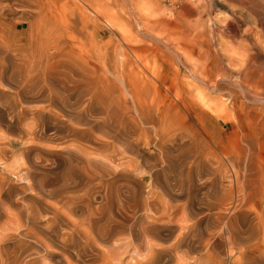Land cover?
Masks as SVG:
<instances>
[{
	"label": "rangeland",
	"instance_id": "374dc122",
	"mask_svg": "<svg viewBox=\"0 0 264 264\" xmlns=\"http://www.w3.org/2000/svg\"><path fill=\"white\" fill-rule=\"evenodd\" d=\"M43 1L45 2L47 8L44 10V12L42 11L43 12L42 14H41V9L36 5V3L30 2L29 0H16V1L15 0H2L0 1V4H1L0 7L3 6V8L1 9V12H2L1 14H3L4 12V14L1 15L0 17V61H1V64H0V183H1L0 187L3 188V191H2L3 193L0 192V232L4 231L5 225H8V227L6 226L7 228L5 227L6 231H4V233L1 235H3V238H6L8 234L13 237V240H12L10 236L11 241L7 240V238L4 241L3 247H2L3 249H0V251L2 250L0 253L3 254L2 257L0 254L1 258H4V259L7 258L9 256L8 252L13 251L14 249L13 247H15L14 245L20 244L19 242H21L23 245V246L21 245L23 251L20 250L16 252L18 253L21 252V254H19L18 257L19 256L22 257V255L26 257L25 259L27 260H24L23 262L25 261L32 262L31 260L35 259L37 263L44 264L47 262L49 263V260H50L49 258H43V255H41L43 253H40V254L37 253L36 255H33L32 253L35 254L34 251L39 252L40 247L36 243H34V241H32L30 238H26L23 235H21V229L19 228L14 229L13 226L17 227V225L14 224L15 222H12L9 224L7 223V220H8L7 215L9 214V212L11 213V215L9 214L11 217L18 216V217L23 218V214H21V212H23L29 205H30L29 207L33 208L34 206V209L40 211V215H42V217L45 216L44 218L40 216V219H39L40 224L43 222L41 221V219L45 220L47 217L52 216L51 211H52V207L54 206L51 205L50 203H53L54 200L53 201L50 200L51 202L48 203L49 205L52 206V207L50 206L51 208L49 207L48 209V210L51 209L50 212L48 210L47 212H44L43 210H45V208L48 207L47 206L48 204L46 203V205H44L42 208V205L44 204L42 200L43 198L46 199L45 198L46 196H42V195L39 196L35 194L34 191H30V190L25 191L23 189V191H21L22 188L19 189L20 187H18V185L20 186V184L22 185L23 183H20L16 180V178L14 177V173L18 171V169L22 165L30 163L31 161L28 162L29 159L35 160L36 158H40V160L36 159L38 161V165L41 167L40 168L38 166V172H41L39 171V168L40 170L45 168L46 169V171L44 170L45 173L49 172L48 173L49 177L48 176L47 177L49 179H52L53 177V180L55 181L59 180L61 177L60 175L63 174L62 172H64V169H65L63 167L67 164V160L69 157L68 153L70 152H72V154L74 152H79V153L81 152V154L79 153H76V154L79 156L82 155L86 159L87 158L92 159L91 160L92 164H93V161H95L97 164V162L98 161L100 162L101 160L103 162H106L110 167L113 166L112 168L114 169L116 168V170L125 168L123 172L128 171L129 174H126V175L127 176L131 175V176L129 177L120 176L121 178L117 177L118 179L115 182V187L121 190V192L119 191L117 193L119 194L117 197H119L120 199L118 198L119 199L118 200L116 198V200L120 204L122 203L123 205H120L116 201L114 202L115 207L113 206L114 207L113 213L114 212L116 213V214L114 213L116 218L123 220L124 222H127L128 219L130 218L129 215L131 214L132 208L134 206L133 204L135 203L137 204L138 202L139 203L141 202L140 204L143 207V205H145V203H147L149 199L150 200L153 199L154 198L153 196L157 193L158 194L160 193V195L161 194L162 195H161V198H160V195H159V199L157 198L159 201H157L156 206H154L156 207L155 209H157L158 202H161V201L163 202L164 200L165 203L163 204L167 203V208L173 207L174 210H176V212L174 211L173 216H172L173 220H175L176 222L173 220L172 222H175L176 224L179 223L178 222L179 218H181L183 214L185 215V216L183 215V217H186V214H185L186 210L183 209V207H185L184 205H186V200H184L185 198H183L184 196L182 197L179 196V198L175 197L176 198L175 200L172 197H170V195L164 194V192L161 191L160 185L157 184L159 180L155 179L154 174H152V173H157V172L159 173L160 179L162 178L159 181V184L164 182L163 178H166L165 176H167V179L170 180L171 183H174V181L175 183L182 182V180L179 179L182 177V175L179 176V178H177V174H175L177 167H179L178 169H180L181 167L182 168L184 167L183 169H185L186 167L188 168V166H191L192 168H197L198 170L195 169L196 171H199L201 169L203 170L205 168H211V166L213 168H216L219 166L218 168L221 170L230 171L228 174H226L228 176L224 174L225 175L223 176L224 178L216 175L219 179L222 178L221 180L217 179V177L215 176V180H216L215 185L219 184V186L220 184H223V182L227 186H230L231 183L229 181H231L232 184H234L235 182L234 174L236 171H238L239 169L242 170V168L245 166L246 167L243 169L252 168L253 170H256V172H258L257 177H256V179L258 180V181L256 180V183L258 184L256 185H257V188L259 187L258 189L262 190V191L260 190L261 197L262 199H264V114H263L264 110L260 109L261 107L259 108L254 107L253 104H250L251 102L246 101L242 93L239 91L235 94L234 96L235 99H234L231 95H229V92L227 93V91L225 90H221L220 92L213 90L212 92L210 91V88L207 87L206 89L205 85L202 87L203 85L202 83H200L195 78L189 77L186 74L183 66L176 60L177 57L173 56V54L175 53L174 52L172 53V51L170 52L167 49V46H169L173 48L174 50H176L177 54L178 53L179 55L189 54V55H192V57H194L195 59L196 58L202 59L204 58V56L208 57V56L216 54V55H219V57L222 59L224 63L227 62L228 55H235L237 61L241 62L242 56H244L248 52L249 47H251L253 43L259 44L256 47L259 48L264 54V0H179L178 4L172 3L171 5L168 4L167 0H92L93 6H91V4L81 3L78 0H43ZM75 6H79L80 11L84 14V17H86L87 19L94 16L93 11L96 10L95 8H97V12H98L97 18L99 19L101 23L100 27H101L102 32H100L98 38H95L94 36L89 35L91 28L88 30L86 29L83 32L75 31L74 33L67 35L66 40L64 39L63 41H65V45L67 44L69 46L66 48L67 56L70 58V60H72V64H75V65H72L73 68L71 66L70 68L71 70L60 68L58 71L57 70L54 71L53 73H51V75L53 74V76H51L50 80H52L51 82L54 81L52 84L54 86L56 85L55 87H57L62 92L61 95H63L64 93L65 97H67L66 94L68 95L70 93L69 90L72 89L69 87L77 86V82L75 80L77 76L74 75V72H72V70L75 71L76 73L77 70L75 68L80 66V64H82L83 62H85L83 64H87L85 68L86 70L87 69L90 70L89 71L90 73L92 72L93 74L95 70L97 72L99 71L98 73L95 72L96 73L95 76L96 77L98 76L97 77L98 81L100 80L99 82H101L99 83V86H100L99 91L105 92L103 93V96L107 94L110 96V98L114 95L112 98L114 99V101H112L110 98L109 99L115 103V104L113 103L115 106L116 105L118 106L117 110L119 111H117V114L120 116L118 120L119 119L128 120L131 126V130L133 128L132 131L130 130L131 138L127 137L131 140L133 139L132 141L137 146V147H134L133 152L127 149V146L125 144L118 143L117 141H113L112 142L113 144L109 143L110 144L109 146H104L101 143V141L105 140V135L104 133L96 129H91L87 133L84 132L86 135H84V133L83 134L77 133V135L73 134L74 137H69V136H72V133L71 132L68 133L67 129L63 127H65L68 122L69 124L75 123L76 119L70 116H66L64 115V113H60V111L56 110L55 109L56 107L54 106L52 110L54 109L56 110V112H59L58 113V115L60 116V117L58 116L59 119L57 118L58 119L57 120V119H52L53 117H49L51 118L50 119L51 121H50L48 120L49 118L46 116L43 119H41L45 121L46 125L43 124L44 122L40 121L37 115L34 113V109L42 106L45 103H43V101L40 100V97H38V95L35 94V92L31 91V93H33V96H34L33 97L30 92L27 93L29 95L28 96L26 93L19 92L16 90V88H14L15 84H20V80L22 78L20 72L22 73L23 64L29 58H31L32 55H37L38 53H42L43 56L46 55L48 57L50 55H53L57 57L59 55H63L64 53L62 50L55 51L54 49H52L53 48L52 42L56 39L57 32L55 33L51 31L52 30L51 27H49L46 24H43L45 23V21L47 22V19L45 17H42V15H45L47 17L55 16L56 24L58 26H62L66 22H68V20H70L71 18L75 16L76 12L74 13L72 12ZM40 17L43 18L42 20L44 22L41 20ZM38 21H40V25ZM40 38H42V40ZM139 40L146 41V44L139 43L138 42ZM153 43H157V45ZM169 54H172V56L174 57V59L171 60V63L173 64L170 63L171 64L169 65L170 67L168 66L167 61L165 60V58L169 56ZM73 60L75 61L74 63H73ZM76 62L78 64H76ZM172 65H176L177 68L175 69V66L173 67ZM94 66H96L97 68L95 67V69H92ZM166 69L170 71L171 75L174 72H176L177 69H179L180 73L183 74V75L179 74V77H181V79L183 76V79H187V80L192 79L191 81H193V83L194 82L196 83V84L194 83L193 85H195L198 89L196 87L194 88L193 86L192 89L190 90L191 94H194L193 97L195 101L197 100L198 103H200V105L209 104L208 106H210V109L208 110L209 112L205 116H203L205 118L198 120L193 115L189 114V112L185 108H183L181 104L175 105L173 103V96H172L173 94L168 93L166 89L163 88L162 85L160 84V80L163 77V75L166 76L165 73L168 71V70L166 71ZM86 70L85 72H87ZM140 70H141V73H140ZM18 71L20 72L18 73ZM66 71L70 72V74H73V76L68 74ZM132 71H134V73H138L136 75H138L139 79H141L145 75L147 78L153 80L150 82V80L146 78L144 80L145 81V83L143 84L144 86L140 85L138 87L139 93L137 96L140 97L138 99V102H135V100L132 99L133 90L131 89L130 85H128L126 81H125V85H123L121 82L122 78H127L125 75L129 74V72H132ZM152 72L154 73L153 75H155L156 77L152 76ZM90 73L88 74L91 75ZM139 73L141 76H139ZM184 74H185V77H184ZM193 79H195L196 81ZM103 82L106 84H102ZM68 84H72V86L70 85L68 86ZM101 86H102V89H101ZM103 86H105L107 90L106 88L104 89ZM111 89L113 90L112 96L110 92L107 93V91H112ZM107 95L104 96V100L106 98H107L106 100H109L108 99L109 96L106 97ZM67 98H66V101L69 99ZM71 99L68 100L69 102L67 101L70 104L73 103V99L72 101ZM139 104H141L142 106L147 105L146 106L147 109L150 108L151 110H153V115L155 116L157 114L161 115L169 111L168 114L176 118L174 119L173 125L170 126V128L171 130L175 131L176 134L180 133V136L176 138L173 136H170L172 140H176V143L173 147L171 146L170 143H168L167 147L171 152V154L169 155L170 157H167L168 161L164 160V157L162 155H160L162 158L158 156L159 151L154 146V142H155V140L153 139L155 137L154 131L153 133L151 132L153 129L152 128L153 125H147V124L140 125V123H138L137 124L138 126H137L133 122V119L137 118L135 114L136 113L135 107H137ZM149 106H151L152 108ZM76 107L77 106H74L72 108L74 109ZM78 109L80 110L79 105H78V108L74 109L72 113L73 115H75L74 113H77L76 114L77 116L78 115L83 116V117H80L83 120L80 119V121H76L78 125L75 123L74 126L76 127L77 125V127H79L80 125H82L80 126V129L87 128V126L83 123V121L89 118L90 112L82 108L81 109L83 111L81 110V112H77ZM62 115L64 116V118H62L63 117ZM131 117L132 118L134 117V118L132 119ZM69 118H71L70 121H69ZM72 119H73V123L71 122ZM131 119H132V122L130 121ZM64 121H66V123ZM41 122L44 126L41 125ZM54 125H56L57 127ZM40 126H42L41 128L43 129V132H41ZM137 127L141 129H138ZM33 129L36 130L35 131L37 132L36 135H35V132L32 131ZM55 129H56V132L58 130V132H61V133H58V132L56 133L54 131ZM38 131L41 133H39ZM134 131L135 133L137 131H140V132L136 133L137 134L136 136V134L133 133ZM29 132L31 133L30 134L31 137L29 135ZM130 133L128 134V136L130 135ZM61 134H64V135H61ZM139 135H140V138H139ZM194 151L200 152L199 157L202 159L200 162L201 164L197 163L196 165H194L193 163L189 162L190 160H193V158L191 157V154ZM181 152H184V153L181 154ZM77 155H74L75 158L77 157L78 158L73 161V164H75L76 166H79L80 168H84L86 166V168H84L83 171L87 169H88L87 171L91 169L94 170L93 168L94 164L92 166L89 165L91 163L88 164L89 159H87V162H86L88 164L87 166L85 165L86 159L82 158L84 160L83 161ZM183 155L185 157H183L182 159L181 156ZM206 155L209 157L208 160L206 159L207 157ZM109 156H110V159H109ZM78 159L81 161H79ZM123 160L125 162H123ZM204 160L210 161L209 162L210 164L206 163L205 164L206 166L202 165L203 162L205 163ZM172 162H174V164H172ZM102 163L101 162L100 164L98 163V165L95 167V172L91 170L92 172H94V174L90 171H89L90 173L87 172L89 175L93 174L94 176L92 175V179H95V180L93 181L92 179L89 180L90 179V177L88 179L89 175H85L87 176L85 179V176L83 175L82 180L79 181L78 183V188L77 187L74 188L75 194L74 192L71 193L77 196H81V198L83 199V200L81 199L83 201V204L85 205L89 203V208H95L98 205L97 206L98 208L96 207L98 211L100 208L99 207L100 203L98 204L96 203L100 202V195L102 194L105 188L104 187L105 185L101 183L102 182L101 178L100 180L98 178L99 171H100V169L98 168H100V165ZM168 164L172 165V167H175V164H176L177 167H175V170H174V168H172L171 166L170 168L167 167L169 166ZM207 164L211 166L208 167ZM102 166L101 168H104ZM96 170H99V171L97 172ZM102 170L103 169H101V172ZM50 173L52 175H50ZM53 174H56V175H53ZM170 174L172 177H170L169 179L168 175L170 176ZM199 175L201 177L200 173L199 174L196 173L193 175V176H196V178L192 177L190 179H193L192 182H194L195 179L198 178L195 181L196 185L201 190L202 194L207 193L210 190L208 188H212V185L208 183L209 181L206 182L205 185H203L202 182L205 179L209 180L210 179L209 176L213 177V175L212 174L209 176L206 175V177L204 175V177H201L200 179L199 177H197ZM171 178L174 180H171ZM175 178L178 179L179 181L175 180ZM226 178H228L229 181ZM120 179H123L124 181ZM127 179H128V184H127ZM129 180L130 181L132 180L133 183H131ZM82 181H84V184L86 182V184L84 185L83 183H81ZM87 181L89 182L87 183ZM183 181L185 180L183 179ZM89 183L91 185L93 184V186H91ZM98 184L102 185L103 187L102 191H101V185H98ZM117 184L119 185V187L117 186ZM129 184L130 186H128ZM89 185L91 187L89 189L90 191L88 190ZM12 186L13 188L14 186L18 187V189L23 194L17 188L12 190L13 189ZM82 186L83 187L86 186L85 187L86 189H84L83 191H82V188H83ZM97 186H100L99 190H98L99 187ZM157 186H159L160 189H158ZM93 188H95V190ZM5 189L13 191V193L11 192L12 194H10L11 196L9 195V191L7 192ZM92 189L96 192L100 191L101 194L100 195L95 194L96 192L94 191H92L91 193ZM17 190L19 191L20 194H17L18 193ZM122 191H126V192L128 191L127 193H131V194H127L126 192L124 193ZM220 191H222V189ZM89 193H91V195ZM120 193H123V195L121 194L120 196ZM135 193L138 195H136ZM201 193L198 194L199 198L196 202H194V204L196 207L202 209L203 208L202 204H205L204 203L205 199ZM27 194L28 195L30 194V195L28 196ZM81 194L82 195L86 194L88 196L86 195L82 196ZM149 194L151 195V197ZM66 195H68V193ZM133 196L137 198L134 197L135 199L133 200L132 199ZM207 196H208L207 198L209 199L208 201L210 202V205H211L210 207H213L214 205L213 203L218 201V197L214 196L212 192H209ZM40 197H42V199H40ZM60 198L58 197V199L57 198H54V199L59 200ZM48 199H50V197H48ZM48 199L44 201L49 202ZM51 199H53V197ZM88 199H89V202H88ZM94 199L96 202H94ZM92 200L93 202H91ZM120 200H123V201L120 202ZM125 200H128V201L131 200L133 204L129 203L130 201L129 202L127 201L129 203L128 204ZM61 202H59L60 204L56 206L60 207ZM162 202L159 204L160 207L162 206L161 205ZM124 203L126 206H124ZM139 203L137 205H140ZM216 204L218 205V203H215L214 208L217 206ZM36 206L37 208L41 207L40 210L37 209ZM118 206L122 208L123 210L121 211V209ZM130 206H132L131 209H130ZM141 206L139 207L142 208ZM176 206L179 210L175 208ZM19 207H22V208L18 210ZM116 207H118L119 209H117ZM125 207L126 209H124ZM127 207H128V210H127ZM150 208L151 207L146 208V210H142V209L138 210L137 216L139 217L143 214L141 217L146 216V218L145 217L144 218L147 219L148 221L150 220L153 222L156 221V218L158 217L160 213L157 212V210H155L153 207L152 208L154 210ZM214 208H212L213 213H210L209 215L210 216L209 218L211 221H213L211 216L216 212V209ZM118 210L119 212H116ZM65 211H62V212L65 213ZM120 211L121 212L125 211V212L121 213ZM171 211H173V209ZM237 211L238 210L234 211L233 207H231L230 205V207L226 206V211H224V213L227 217L229 216L231 217V219H235V218H238L240 215V212L238 215ZM67 212L69 213V211ZM75 212H73L74 213L73 215V213L70 211V213H72L73 216L71 215V217L69 218H71V220L73 221L75 220V222L82 224L83 221L81 220V218H83L82 217L83 213H80L79 210H76ZM209 212H211V210ZM69 214L67 216H70ZM24 215H25V212H24ZM21 218H18L20 219L19 222L22 220ZM23 219L24 220H22V224H24L25 223L24 221H26L25 216ZM158 220L159 221L157 222L166 223L167 215H164L161 218H158ZM205 220L206 219H204L203 221ZM237 221L238 220H236V224H237ZM9 227H10V230L8 229ZM11 227H13L14 230H12ZM81 227L90 231L88 224L85 222L81 225ZM239 227L241 229V230L239 229L240 231H243L245 229V227L242 225H239ZM165 228L166 230H163ZM174 228L172 227L162 228L161 236L162 235L163 236L161 237V239H159L156 235H153L151 232H149L151 234L147 233L150 237L145 236L147 235L146 233L143 236L144 238L140 237L141 235H143L141 233L138 236H135L129 230L128 231L130 233L128 231L126 232L127 230L126 229L123 232H126L127 234L122 232L124 235L122 233L121 235H118L116 237L117 238L116 241H113L114 243L112 244L103 242V243H100L101 244L100 245L99 244L100 241H97L96 246L98 247L97 249H99L97 251L98 252L100 251L99 252L100 255L96 251H95L96 253L91 254V252L93 251L90 250L91 251L90 252L88 250L87 253L89 252L88 253L89 256H85L84 259H86L87 261L85 263V260H84L83 263L103 264L104 263L103 257L105 255L102 258H100V256L101 254L105 253L106 256H109L108 259L111 261V263L113 261L112 264L114 263L115 264H119V263L120 264H147V260H149L151 256V249L153 246L155 247V245L157 244H160L162 247L170 246V244L172 243V239L174 238L176 234L174 232L176 228L175 230H173ZM11 231H14L15 233ZM5 232L6 233L9 232V233L6 234ZM16 232H20V233H16ZM202 232L203 234H205L204 230ZM12 233L16 234L15 238ZM138 233L139 232H137V234ZM216 237L217 235H215V239ZM152 239L155 241L153 242ZM165 239H166V242H165ZM219 240H220V237H217L216 241H219ZM230 240H226L225 238H222L220 240L221 242H218L219 244L217 245V247H213L212 245L207 246L208 251H212V253L210 252L211 254L217 256L216 257L217 259L219 257L218 261L221 264L222 262L223 264L224 263L230 264L231 261L237 260L239 257V247L243 248L241 243L239 244L235 242V244H232L234 243L235 240L238 241L237 239L234 238L233 240L232 238ZM222 241H225V242L223 243ZM115 242H118L119 244L118 243L115 244ZM154 243L156 244L153 245ZM55 244L57 245V249H56ZM55 244H54L55 249L52 248L54 249V253L52 255V260H50V263L53 264L56 259L57 264H60V263L65 264L62 261L59 263L60 260H57V259H60L59 254H62V253L59 252L61 249L59 250L60 246H58L59 245L58 242H56ZM148 244H150L151 246ZM103 245H106V247H104ZM107 245L109 247H107ZM110 245L113 246L114 249L111 248ZM118 247L119 249H117ZM196 248L197 247H195V249ZM198 248L199 249H196L194 251L195 254L192 251L191 254H189V256L193 254L192 256H195V258L197 256V258L199 257V259H203V256L206 253L207 249L205 248L204 250L201 247H198ZM4 249L7 252V253L4 252L5 254L3 253ZM24 249L27 251L25 252ZM126 249L127 251H125ZM179 249L176 248L175 250L176 252L172 251L171 255L166 254V258H165L164 253L161 255V256L163 255L164 256L163 257L160 256V257L165 258V261H167L168 258H171L169 256H172V257L174 256L171 260L167 261L166 264H177L176 263L177 258L179 257L185 258L186 256L182 252L183 249H180V252H178ZM55 250H57V252ZM121 250H124L123 252L126 254V256H124ZM111 253L112 255H110ZM25 254L27 255L32 254L34 257L33 256L30 257V255L26 256ZM64 255L68 256L66 253ZM93 256L95 260L93 259ZM111 256H114V257H111ZM20 257H19L20 260L18 263L22 261L21 260L22 258L24 259V257L22 258ZM68 258L71 259L72 261L75 260V258L72 255L70 256V253H69ZM161 258L160 260L159 258H157L156 260L157 264L159 263L161 264V262L162 264L165 263V261L163 262V259ZM220 258L222 259V261ZM44 259L47 261H45ZM114 259L118 262L114 261ZM104 260H106L105 263L109 262V264H111L110 261L105 259V257H104ZM223 260H225L227 263ZM6 262H7L6 260L2 262L0 261V264H5ZM54 264H56V262Z\"/></svg>",
	"mask_w": 264,
	"mask_h": 264
},
{
	"label": "bare ground",
	"instance_id": "6f19581e",
	"mask_svg": "<svg viewBox=\"0 0 264 264\" xmlns=\"http://www.w3.org/2000/svg\"><path fill=\"white\" fill-rule=\"evenodd\" d=\"M0 1H2V0H0ZM29 1L36 3V5L41 9V14L47 8V6L43 0H32V1L29 0ZM78 1L81 3H84V4H91V6H93L92 0H78ZM25 2H27V1H25ZM0 6H1V4H0ZM4 6H6V5H4ZM2 8H3V6L0 7V17H1V15L4 14V12H3V14H1ZM95 9L96 10L93 11L94 16L87 19L86 17H84V14L80 11L79 6H75L73 8V11H72L73 13L76 12L75 16L73 18H71L70 20H68V22H66L62 26H58L56 24L55 16L54 17L53 16L47 17L45 15H42V17H45L47 19V22L45 21V23H43L44 21L42 20L43 18H41V17L40 18L43 22L41 20L40 21L43 24H46L49 27H51V29H52L51 31H53L55 33L57 32L56 33V39L52 42L53 43L52 49H54L55 51L62 50L64 53H63V55H59L57 57H55L53 55H50L48 57L46 55L43 56L42 53H38L37 55H32L31 58H29L23 64L22 73L20 71H18V73L20 72L22 78L20 80V84H15L14 88H16L17 91L23 92L26 94L28 92L31 93V91L35 92V94H37L38 97H40V100L43 101V103H45L42 106L34 109V113L37 115V117L39 118L40 121H43L41 119H43L46 116L48 118L53 117L52 119H57V118L59 119V117H60L58 115L59 112H56V110H58V111H60V113H64V115H66V116H70L72 118H75L76 119L75 123L77 124L76 121H80V119H82L80 117H83V116H81V115L77 116L76 115L77 113H74L75 115H73V113H72L73 110L78 108V105H79L80 110L78 109L77 112H81L82 109L89 111L90 112V114L88 113L89 118H87L86 120L83 121V123L87 126V128L80 129V126H82V125L77 127L78 124L75 127L74 126L75 123H73V119L71 120V122L73 124H69V122L67 121L68 123L66 124V126L63 125V126H65L63 128L67 129L68 133H70V132L72 133V136L68 135L69 137H74L73 134H75V135H77V133L83 134L84 132L87 133L91 129H96V130H99L100 132L104 133V135H105V140L101 141V143L104 146H109L113 141H117L118 143L125 144L127 146V149H129L130 151L133 152L134 147H137L136 144L132 141L133 139L132 140L129 139V138H131L130 132L133 130V128L131 130V126H130V123L128 120H124V119L118 120V118L120 116L117 114V111H119V110H117L118 106L117 105L115 106L114 105L115 103L112 102V101H114V99H112L114 96V95L112 96V94H113L112 89H111L112 91H107V93L110 92V94L112 96L111 98L109 95L105 94V95H107L106 97L109 96L108 99L110 98L112 101L110 99L109 100L112 103L109 100H106L107 98L105 99L106 101L104 100L105 95L103 96V93H105V92L99 91V88H100L99 83H101V82H99L100 80L98 81V78H97L98 76L97 77L95 76L96 75L95 72H97L96 70H95V72L93 71L94 72L93 74H92V72L90 73L89 72L90 70H88V69L86 70L85 67L87 64H83V63H85L83 61H82L83 62L82 64L84 65V67L82 64H80V66L82 65L81 67L80 66H78V67L74 66V67H76L75 69L77 71L75 73V71L72 70V72H74V75L77 76V77L75 76L77 86L73 85L75 87H69L72 89L69 90L70 93L68 95L66 94V96L69 99H71V98L73 99V103H71V104L68 103L69 99L67 97H65L64 93H63V95H64V97H63V95H61L62 92L57 87H55L56 85L54 86L52 84L54 81L51 82L52 80H50L51 76H53V74L51 75V73H53L54 71H56V70L58 71L60 68L70 69L72 65H75V64H72V60H70V58L67 56L66 48L69 46L67 44L65 45V41H63L64 39L66 40L67 35L74 33L75 31L83 32L84 30H86V29L88 30L91 28L89 35L94 36L95 38L99 37L100 32H102L101 27H100L101 23H100L99 19L97 18V16H98L97 15V13H98L97 8H95ZM40 21H38L39 25H40ZM42 38H40V39L42 40ZM138 42L146 44V41H144V40H141V41L139 40ZM153 44L157 45V43H153ZM257 45H259V44L253 43L251 47H249L250 45L248 46L249 47L248 52L244 56H242L241 62L237 61L235 55H228L226 63H224L222 61V59L219 57V55H216V54L208 56V57L204 56V58H202V59H197V58L195 59L194 57H192V55H189V54H185V55L180 54L179 55V53L177 54L176 50H174L173 48H171L167 45L166 46L170 52L172 51V53L173 52L175 53V54H173V56L177 57L176 60L183 66L186 74L189 77L195 78L200 83H202L203 84L202 87L205 85L206 89L208 87V88H210V91H212V92H213V90L218 91V92H220L221 90H225V91H227V93L229 92V95H231L234 99H235V97H234L235 94L239 91L242 93V95L244 96L246 101L251 102L250 104H253L254 107H257V108L261 107L260 109L264 110V54L262 53V51L259 48L256 47ZM213 53H214V51H213ZM173 56H172V54H169V56H167L165 58L168 66L173 64V63H171V60L174 59ZM237 57H239V56H237ZM74 62L75 61L73 60V63ZM0 64H1V61H0ZM76 64H78V63L76 62ZM172 66L173 67L175 66V69L177 68L176 65H172ZM95 67L96 66H94L92 69H95ZM72 68H73V66H72ZM85 70L88 73H90L91 75H89L87 72H85ZM167 70L168 69H166V71ZM168 71L165 73L166 76L163 75V77L161 78L160 84L162 85L163 88L166 89V91L168 93L173 94L172 95L173 96V103L175 105L181 104L183 106V108H185L189 112V114L193 115L198 120L205 118L203 116H205L209 112L208 110L210 109V106H208L209 104L208 105L207 104H201L200 105V103H198L197 100L195 101V99L193 97L194 94H191V91H190L193 86H194V88L196 87L195 85H193L195 82L193 83V81H191L192 79L191 80L190 79H188V80L183 79V76L181 79V77H179V74H181L179 69H177L176 72H174L172 75H171L170 71L169 72ZM63 73H65V72H63ZM67 73L70 74V72H67ZM140 73H141V70H140ZM140 73H139V76H141ZM142 73H143V71H142ZM136 74H138V73H134V71L129 72V74L125 75L127 78H122L121 82L123 85H125V81H126L128 83V85H130L131 89L133 90L132 99H134L135 102H138V99L140 98L137 96L139 93L138 87L145 83L144 80L147 77L144 75L145 77L143 76L141 79H139L138 75H136ZM153 74L154 73L152 72V76H155ZM70 75L73 76V74H70ZM181 75H183V74H181ZM116 77H117V75H116ZM184 77H185V74H184ZM147 79L150 80V82L153 81L149 78H147ZM195 79H193V80H195ZM102 84H106V83L103 82ZM156 84H157V82H156ZM69 85L72 86V84H68V86ZM110 86H111V84H110ZM146 87H144V88H146ZM103 88L105 89L106 87L103 86ZM101 89H102V86H101ZM104 89H103V91H104ZM106 90H107V88H106ZM14 93H16V92H14ZM31 94L33 96V93H31ZM201 95H203V94H201ZM115 97H116V95H115ZM66 98L68 99L67 100L68 102L66 101ZM72 99H71V101H72ZM35 102H37V101H35ZM245 103H247V102H245ZM53 106L56 107L55 108L56 110L53 109L54 111L52 110ZM74 106H77V107L73 109L72 107H74ZM146 106H142L141 104H139L137 107H135V111H136L135 114H136L137 118H134L135 116L133 117L134 119L132 117L131 118L133 119V122L136 125L138 123H140V125L141 124L153 125L152 126L153 129L151 132L153 133V131H154V136H155L153 138L155 140L154 146L159 151L158 156L160 158H162L160 156V155H162L164 157V160H167V157H170L169 155L171 154L170 150L167 147L168 143H170L172 147L176 143V140H172L170 138V136H173L175 138L180 136V133L176 134L175 131L171 130V128H170V126L173 125L174 119H176V118L172 115H169L168 114L169 111L165 112V113L162 112L164 114H161V115L157 114L155 116V115H153V110H151L150 108L147 109ZM149 107H151V106H149ZM158 107H160V106H158ZM156 112H158V111H156ZM220 115H221V113H220ZM62 118H64V116ZM50 119L51 118H49L48 120H50ZM70 119L71 118H69V121H70ZM132 119L130 120L131 122H132ZM40 121H39V123H40ZM60 121H61V119H60ZM43 122H44L43 124H45V121H43ZM64 122L66 123V121H64ZM63 123H61V124H63ZM43 124L41 122V125H43ZM61 124H59V125H61ZM140 125H139V127H140ZM54 126H56V125H54ZM132 126H134V125H132ZM41 127L42 126H40L41 132H43V129ZM47 127H48V125H47ZM60 128H61V126H60ZM138 129H141V128H138ZM32 131L35 132L36 130L33 129ZM54 131L56 132V129ZM30 132H29V135L31 134ZM41 132H39V133H41ZM57 132H58V130H57ZM139 132L140 131H137L136 133H139ZM36 133L37 132H35V135H36ZM58 133H61V132H58ZM129 133H130V135L128 136ZM133 133H135V131ZM32 134H33V132H32ZM61 135H64V134H61ZM66 135H67V133H66ZM84 135H86V134L84 133ZM81 136H79V137H81ZM136 136H137V134H136ZM30 137H31V135H30ZM127 137H129V138H127ZM139 138H140V135H139ZM74 153H73L74 155H77L76 153H79V152H74ZM182 153H184V152H181V154ZM73 154H72V152L68 153L69 157L67 160V164L63 167V168H65L64 172H62L63 174L60 175L61 176L60 179L56 180V181L53 180L52 176H51L52 179L48 178L49 172L45 173L46 169L43 168V166H42L43 172H42V170H40L41 167L38 165V161H37V160H40V158H36L37 160L36 159L34 160L33 158H32L33 160L29 159L28 162L31 161L30 163L24 164L25 166L21 164L22 166L20 168L18 167L19 168L18 171H16L14 173V177L16 178V180L20 183H23L22 185L20 184V186L18 185V187H20L19 189L22 188L21 191H23V189L25 191L30 190V191H34V193L39 195V196L40 195L46 196L45 197L46 199H48V197H50V199H48L49 202L44 201L46 199L43 198L42 202L44 204L43 205L41 204L42 208L44 205H46V203L47 204L50 203L51 202L50 200H52V201L54 200L53 203H50L54 207H52L51 205L48 204L47 205L48 207H46L45 210H43L44 212H47V210L51 206L52 207V211H51L52 216L47 217L48 216L47 215L46 216L47 218L45 220L41 219V221H43L41 224L39 223V219H40V216L42 217V215H40V211L34 209V206L32 208V207H29L30 206L29 205V206H27V208L25 210L23 209L24 210L23 212H21V214H23V218L25 216V219H26V221H24L25 222L24 224H22V220H24L23 218L17 216L18 218L22 219L19 222L20 219H18L15 216L11 217L10 212H9L10 215L9 214L7 215V218H8L7 223L8 224L15 222L14 224H16L17 227L13 226L14 229L15 228L21 229V235H23L26 238H30L32 241H34V243H36L40 247L39 252L34 251L35 254L32 253L33 255H36L37 253L38 254L43 253V254H41V255H43V258H49L50 260H52V255H53L54 249H55L54 247L56 245L55 243L58 242V244H59L58 246H60L59 250L61 249L59 252L62 253V254H59L60 259H57V260H60L59 263L62 261L65 264H81V263H83L84 260L86 263L87 260L84 258H85V256H89V254H88L89 252L87 253L88 250L93 251V252L90 251L91 254L96 253V252L97 253L100 252V251L99 252L97 251V250H99V249H97L98 247L96 246L97 241H100L99 244L103 243V242L112 244V243H114L113 241H116V239H117L116 237L118 235H121V233L126 229H127L126 232L129 230L135 236H138L141 233L143 235H141L140 237H143L145 233L147 234V233L151 232L153 235H156L159 239H161V237L163 236V235L161 236L162 228H164V227L174 228L175 227L176 230H175V228L173 230H175L174 232L176 234H175V236L173 235L174 238L172 239V243L170 244V246H168V247L163 246L162 247L160 244L155 245L156 243H154L153 245H155V247L153 246L151 249V256L149 255L150 258H149V260H147V264H157V261H156L157 258H159V260H160V258L163 257L164 255L166 258V254L171 255L172 251L174 252L176 250V248L177 249H179V248L183 249L182 252L184 253V255H186L185 258H180V257L177 258V260H176L177 262L175 261L177 264H221L218 261L219 257L217 259L216 258L217 256L211 254L212 251H208L207 246L212 245L213 247H217V245L219 244L218 242H221L220 240L222 238H225L226 240H230L232 238L234 240V238H235L238 241L235 240L234 243H232V244H235V242H237L239 244L241 243L243 246V248L239 247L238 259L235 261H231L230 264H264V199H262V197H261V192H260L261 189H258L259 187L257 188V185H256V184H258V183H256V180H257L256 177H257V173H258V172H256V170H253L252 168L243 169L246 166L243 167L242 170L239 169L234 174V176H235L234 184H232V182L229 181L228 178H226L231 183L230 186H227L226 184H224V182H223V184H220V186H219V184H216L217 186L215 185V182H216L215 176L216 175L223 177L230 172L228 170L226 171V170L219 169L218 168L219 166L216 168H213L210 165L211 168H205L203 170L201 169L199 171H196L195 169H197V168H192L191 166H188V168L186 167L187 169L186 168L183 169L184 167L183 168L181 167L180 169H178L179 167H177V165L175 164V167H177V169H178V171L176 169V172H175V174H177V178H179V176H181V175L183 177V178L182 177L179 178L182 180V182L176 181L177 183H175V181H174V183H171L170 180L167 179V176H165L166 178H163L164 182L159 184V181L162 179V178L160 179L159 173L158 172L152 173V174H154V178L159 180L157 182V184L160 185L161 191H163L164 194L170 195V197H172L175 200H176V198H179V196H181V197L184 196L183 198H185L184 200H186V205H184L185 207H183V209L186 210V213H185L186 217H183V215H184L183 214L184 212H183L182 213L183 215L182 216L180 215L181 218H179V221L177 220L179 223L176 224L175 223L176 221L173 220V217H172L174 211L176 212V210H174L173 207L167 208V203L163 204V203H165V201L163 199H162L163 202L161 201L162 206L160 207L159 204L161 202H158L157 209H155L156 207H154V206H156L157 201H159L158 199H159V195H160V193L159 194L157 193L155 195L158 197H156L154 195L153 196L154 198L151 200L149 199L150 201L148 200L147 203H145V205H143V207L140 204L141 202L140 203L138 202L140 205H137L138 203L133 204V202H131V200H129L130 202L128 200H125L126 202L128 201L129 203H132L134 205L133 206L134 209L132 208L131 214L129 215L130 218L128 217L130 220L128 219L127 222H124L123 220L116 218V216L114 215L115 212L113 213V211H114L113 209L115 207L114 202L117 201L116 198L117 199L119 198V197H117L119 195L117 193L119 191L121 192V190L119 188L115 187V182L118 179L117 177L127 176L126 174H129V172L128 171L123 172V170L125 168L124 169L121 168L120 170H116V168L115 169L112 168L113 166L110 167L106 162H103L100 160L101 163L103 162L102 163L103 166L101 164L100 168L97 167L98 169H100V171L99 170H96V171L97 172L99 171L98 178H99V180L101 178V181H102L101 183H103V185H105L104 186L105 188H104V191L102 192V194L100 193V191H98V192L94 191L95 188H93L94 190L93 189L91 190V193H92V191H94V192H96L95 194H98V195L101 194L100 195V202L96 203V204L100 203V205H99L100 208L98 211L97 210L98 205L96 206L97 208L96 207L95 208H89V203L84 205L83 201H82L83 199L81 198V196L74 195L75 194L74 188L75 187L78 188V183H79V181L82 180L83 175L84 176L89 175L87 173L89 171L95 172V167L98 165V163L100 164V162L96 159L98 161L97 164L95 161H93L94 170L90 168L92 171L91 170L87 171L88 170L87 169V170H85L86 171L85 172V171H83V169L86 168V166L85 167L82 166L84 168H80L79 166H76L75 164H73V161L78 158V157L75 158V156ZM79 154H81V152ZM190 154H191V152H190ZM190 154H188V155H190ZM176 155H177V153H176ZM199 155H200L199 151L192 152L191 157L193 158V160L189 161V159H188V161L190 163H193L194 165H196L197 163L201 164L200 162L202 159L199 157ZM77 156H79V155H77ZM80 156H79V158H81V159L85 158L82 155H80ZM179 156H180V154H179ZM181 157L183 159V157H185V156L183 155ZM186 158H187V156H186ZM208 158L209 157L207 156L206 159L208 160ZM87 159H89L88 164L91 163L92 159H90V158H87ZM87 159L85 160V163L87 162ZM109 159H110V156H109ZM79 161H81V160H79ZM123 162H125V161L123 160ZM209 162L210 161H205V163L203 162L202 165L206 166L205 164L206 163L210 164ZM88 164L86 163L85 165L88 166ZM93 164L91 163L89 165L92 166ZM172 164H174V162H172ZM208 164H207V166L210 167ZM168 165L169 166H167V167H169V168H170V166L172 167V165H170V164H168ZM187 165H189V164H187ZM38 166L40 167L39 171H41V172H38ZM101 166L104 168H101ZM175 167H172V168H174V170H175ZM202 168H204V167H202ZM101 169H103L102 172H101ZM174 170H172V171H174ZM172 171H171V173H172ZM234 171H233V173H234ZM94 172H92V173L94 174ZM59 173H61V172H59ZM196 173H198V174L200 173L201 177H204V175H205V177H206V175H208V176L211 174L213 175V177L209 176L210 177L209 180L204 178L205 180L202 182L203 185H205V183L209 181L208 183L212 185V188H208L210 190L207 193L202 194L201 190L196 185L195 181L198 178L195 179L194 182H192L193 179H190L192 177L196 178V176H193ZM50 175H52V174L50 173ZM53 175H56V174H53ZM92 175L88 176V179L90 177L89 180L92 179ZM129 176H131V175H128L127 177H129ZM184 176H185V178H184ZM226 176H228V175H226ZM86 177L87 176H85V179H86ZM158 177H159V179H158ZM170 177H172L171 174H170V176L168 175L169 179H170ZM197 177H199V179L201 178L200 175ZM85 179H84V181H85ZM183 179L185 181H183ZM217 179H219V178L217 177ZM221 179L222 178H220L219 180H221ZM258 179H259V177H258ZM93 180H95V179H92V181ZM96 180H97V178H96ZM99 180H98V182H99ZM120 180H123V179H120ZM171 180H174V179L171 178ZM175 180H178V179L175 178ZM84 181H82L81 183L84 184ZM233 181H234V179H233ZM88 182L89 181H87V183ZM94 182H96V181H94ZM130 182L133 183L132 180ZM199 182H200V180H199ZM81 183H80V185H81ZM202 183H201V185H202ZM85 184H86V182H85ZM127 184H128V179H127ZM90 185H89L88 190L91 188ZM98 185H101V184H98ZM91 186H93V184ZM117 186L119 187L118 184H117ZM128 186H130V184ZM133 186H134V184H133ZM18 187L14 186V188H13V186H12L13 189L12 188H10V189L14 190L15 188L18 189ZM85 187L82 188V191L84 189H86ZM97 187H99L98 188V190H99L100 186H97ZM157 187H158V189H160L159 186H157ZM123 188H125V187H123ZM134 189H135V187H134ZM134 189H133V191H134ZM203 189H204V187H203ZM211 189H212V191H211ZM221 189H222V191H220ZM0 190H1L0 192L3 193L2 192L3 188L0 187ZM102 190H103V187L101 185V191ZM125 190H127V189H125ZM6 191L7 192L9 191V195L13 193V191H10L8 189ZM19 191L17 194H20ZM73 192H74V194H71ZM122 192L125 193L126 191H122ZM209 192H212L214 196L218 197V201L214 202L213 203L214 205L212 204L213 207H210L211 205H210V202L208 201L209 199L207 198L208 197L207 195ZM32 193H30V194H32ZM67 193H68V195H66ZM83 193H85V192H83ZM91 193H89V194L91 195ZM200 193L202 194V196L205 199V202H204L205 204H202L203 205L202 209L196 207L194 204V202H196L198 200V198H199L198 194H200ZM86 194H88V193H86ZM121 194L123 195V193H120V196H121ZM127 194H131V193H127ZM7 195H8V193H7ZM78 195H80V194H78ZM85 195H82V196H85ZM133 195H134V193H133ZM136 195H138V194H136ZM161 195H160V198H161ZM86 196H88V195H86ZM52 197H53V199H51ZM58 197L59 198L61 197V198L59 200L54 199V198L58 199ZM134 197L135 196H133V198L132 197L131 198L133 200L135 198H137V197H135V198ZM150 197H151V195H150ZM30 198H31V196H30ZM21 199H23V198H21ZM32 199H33V197H32ZM40 199H42V197H40ZM210 199H211V197H210ZM122 201L123 200H120V202H122ZM59 202H61V206L57 207L60 204ZM88 202H89V199H88ZM91 202H93V200ZM94 202H96L95 199H94ZM16 203H17V201H16ZM125 203H124V206H126ZM215 203H218V205L216 204L217 206L214 208ZM115 204H117V203H115ZM90 205H91V203H90ZM120 205H123V204L121 203ZM230 205H231V207H233L234 211L238 210L237 211L238 215L240 212L239 217L237 216L238 218H235V216H234V218L236 220H238L237 221L238 225L236 224L235 219H231V217H229V216L227 217L224 213V211H226V206L230 207ZM139 206H141L142 208H140ZM118 207H116V208L119 209L120 207L119 208ZM131 207L132 206H130V209H131ZM149 207H151L150 209H152V210L155 209V210H157V212L160 213L157 218L155 217L156 221H154V222L151 220L148 221L147 219H145L146 216H144L145 218L141 217L143 214L139 217L137 216L138 210H141V209L146 210V208H149ZM158 207H160V208H158ZM20 208H22V207H19L18 210ZM36 208H37V206H36ZM40 208H37V209L40 210ZM175 208H177V206ZM212 208L216 209V212L211 216L213 221H211L209 218L210 213H213ZM120 209H121V211L123 210L122 208H120ZM124 209H126V207ZM172 209H173V211H171ZM50 210H48V211L50 212ZM76 210H79L80 213H83L82 214L83 218H81V220L83 221V223L85 222L88 224L90 231L81 227V225L83 223L81 224V223L75 222V220L73 221V220H71V218H69V217H71L72 213L75 212ZM127 210H128V207H127ZM210 210H211V212H209ZM62 211H65V213ZM67 211H69V213L71 211L72 213L69 214ZM147 211H148V209H147ZM24 212H25V215H24ZM116 212H119V210ZM123 212H125V211H123ZM123 212H121V213H123ZM157 212H155V213H157ZM75 213H77V212H75ZM141 213H143V212H141ZM46 214H48V213H46ZM51 214H49V215H51ZM68 214L70 216H67ZM73 215H74V213H73ZM164 215H167V222L166 223L157 222L160 220V219L158 220V218H161ZM79 216H80V214H79ZM44 217H42V218H44ZM204 219H206V220L203 221ZM172 220L175 222H172ZM162 221H163V219H162ZM239 225L244 226L245 229L243 231H240L241 229H240ZM6 226L8 227V225H5V227ZM5 227H4V231H6V228H7V227L6 228ZM13 227H11L12 230H14ZM8 229L10 230V227ZM163 230H166V228ZM203 230L205 231V234H203V232H202ZM4 231L0 232V249H3L2 248L3 243L6 240V238H7V240H10V241H11V238L13 240V237L8 234L10 231L7 233L5 232L8 235L6 236V238H3V235H1V234H3ZM11 232H14V231H11ZM126 232H123V233L127 234ZM137 232H139V233L137 234ZM16 233H20V232H16ZM151 233H149V234H151ZM15 235L16 234H13L14 238H15ZM215 235H217V237H220L219 241H216L217 237L215 239ZM10 236H11V238H10ZM145 236H149V235L147 234ZM4 237H5V235H4ZM119 238H120V236H119ZM154 241L155 240H153V242ZM118 242H115V244ZM165 242H166V239H165ZM222 242L224 243L225 241H222ZM230 242H231V240H230ZM12 243H14V242H12ZM19 243L20 244L14 245L15 247H13L14 248L13 251L8 252L9 256L7 255L8 256V257L6 256L7 258H5V259L1 258L3 254L0 253L1 254L0 261L2 262L4 260H6L7 264H20L24 260H27V259H25L26 257L24 255H22V257H24V259L19 256L20 258H22L21 259L22 261H20V263H18L20 260L18 255L21 254V252L18 253L16 251L22 250V246H23L21 242H19ZM23 244H25V243H23ZM148 245H150V244H148ZM20 246H21V248H20ZM103 246L106 247V245H103ZM236 246H238V245H236ZM107 247H109V246L107 245ZM110 247L113 248V246H111V245H110ZM195 247H197L196 249H199L198 247H201L204 250H205V248L207 249L206 253L203 256V259H199V257L197 258V256L195 258V256H192L193 254L191 256H189V254H191L192 251L194 253V251L196 250ZM52 248H54V249H52ZM56 249H57V245H56ZM117 249H119V247ZM180 249L178 252H180ZM24 251L26 252L27 250L24 249ZM55 251L57 252V250H55ZM121 251L123 252L124 250H121ZM125 251H127V249ZM4 252L7 253L5 251V249L3 250V253ZM117 252H118V250H117ZM201 252H202V250H201ZM65 253L68 256L70 253V256L72 255L75 258V260L72 261L71 259H69L68 256L64 255ZM163 253H164V255L161 256ZM22 254H23V252H22ZM32 254H29L30 257L33 256ZM56 254H58V253H56ZM123 254H124V256H126V254L124 252H123ZM25 255L29 256L27 254H25ZM99 255H100V253H99ZM110 255H112V253ZM168 255H167V257H168ZM94 256H96V255H94ZM94 256H93V259H94ZM103 256L105 257V259L110 261L108 259L109 256H106L105 253L101 254L100 258H102ZM156 256H157V258H156ZM104 257H103V262L105 263L106 260H104ZM111 257H114V256H111ZM118 257H119V255H118ZM169 257H171V258H168L167 261L171 260L174 256L173 257L169 256ZM37 258H39V257H37ZM165 258H161V259H163V262L165 261ZM50 260H49V263H50ZM123 260H125V259H123ZM31 261L32 262L25 261L23 263L24 264H39V263H37V261H35V259H32ZM45 261H47V260H45ZM114 261H116V260L114 259ZM167 261H165L164 264H166ZM221 261H222V259H221ZM223 261H225V260H223ZM55 262L57 264L56 259H55L54 263ZM116 262H118V261H116ZM43 263H44V261H43ZM47 263H44V264H47ZM85 263H83V264H85ZM110 263H111V261H110ZM112 263H113V261H112ZM50 264H52V263H50ZM60 264H62V263H60ZM105 264H109V262H107ZM161 264H162V262H161ZM222 264H223V262H222Z\"/></svg>",
	"mask_w": 264,
	"mask_h": 264
},
{
	"label": "built area",
	"instance_id": "2783aa9c",
	"mask_svg": "<svg viewBox=\"0 0 264 264\" xmlns=\"http://www.w3.org/2000/svg\"><path fill=\"white\" fill-rule=\"evenodd\" d=\"M168 4L171 5L172 3H179V0H167Z\"/></svg>",
	"mask_w": 264,
	"mask_h": 264
}]
</instances>
